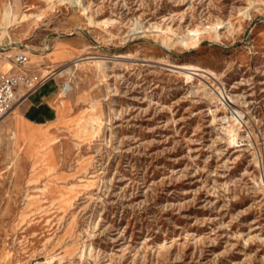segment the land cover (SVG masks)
Here are the masks:
<instances>
[{
    "label": "rangeland",
    "instance_id": "1",
    "mask_svg": "<svg viewBox=\"0 0 264 264\" xmlns=\"http://www.w3.org/2000/svg\"><path fill=\"white\" fill-rule=\"evenodd\" d=\"M0 29V74L62 71L35 152L0 124V264H264V0H0Z\"/></svg>",
    "mask_w": 264,
    "mask_h": 264
},
{
    "label": "built area",
    "instance_id": "2",
    "mask_svg": "<svg viewBox=\"0 0 264 264\" xmlns=\"http://www.w3.org/2000/svg\"><path fill=\"white\" fill-rule=\"evenodd\" d=\"M28 63L29 55L20 50L14 54L15 69L0 74V123L57 74L55 69L41 74L37 67L31 68Z\"/></svg>",
    "mask_w": 264,
    "mask_h": 264
},
{
    "label": "crops",
    "instance_id": "3",
    "mask_svg": "<svg viewBox=\"0 0 264 264\" xmlns=\"http://www.w3.org/2000/svg\"><path fill=\"white\" fill-rule=\"evenodd\" d=\"M69 44L70 42H63L60 46V49L62 50H59L58 52H53L54 59L61 60V59L71 57L73 53L76 51V49L73 47L71 49L70 48L66 49V46H68ZM53 92H54V89L52 85H50V83L47 82L37 92L31 95V97L28 100L27 109L25 111L21 110L20 114L26 119L27 118L29 120L34 119V121L40 125L43 121L48 120L49 118L53 117L55 114L57 113L59 114V112L57 111H52L54 110L55 106L52 104L50 100L47 102H44L48 97H50L53 94ZM42 105L44 107H42ZM29 110H39V115L37 117H34L33 115L29 114L28 112ZM14 120H15V117L12 121V124H14ZM14 126L15 124L13 125V127ZM24 126L25 125H20V127H24ZM1 130L2 129L0 128V142H3V133L1 132ZM0 162H1V158H0Z\"/></svg>",
    "mask_w": 264,
    "mask_h": 264
},
{
    "label": "bare ground",
    "instance_id": "4",
    "mask_svg": "<svg viewBox=\"0 0 264 264\" xmlns=\"http://www.w3.org/2000/svg\"><path fill=\"white\" fill-rule=\"evenodd\" d=\"M6 15L9 17V19H12V14H11V12L9 11V12H7L6 13ZM0 32H1V34H0V36L1 35H3L4 34V36H7V35H9V33L7 32V31H4V33H3V30L2 29H0ZM6 46H10V43H8V44H6ZM7 48V47H6ZM10 48H17V47H14V46H10ZM9 52V51H8ZM28 53V52H27ZM32 54V53H31ZM83 59V57H81L80 58V60H82ZM78 64H80V63H78ZM62 71H59L57 74H60ZM69 82H71L70 80H66L65 82H64V84H63V89H67V84L69 83ZM28 106V101L26 100V101H23V102H21L18 106H17V108L15 109L16 111H17V113H16V115H14V116H17V119L14 121V124H15V128H14V130H12L11 131V140H12V138H13V136L15 135V133L17 132L18 133V136H19V139L21 138V137H23L24 138V140L25 141H27L28 142V146L30 145V144H32V146H33V150H34V152H35V150L37 149V143L38 142H40L42 139H43V137L44 138H46L47 137V134L45 133L44 134V131H41V129H40V124H38V123H36L35 121H34V119L32 120V119H26V118H24L21 114H20V112H21V110H26L27 109V106H26V109H24V105L25 104ZM46 105V104H45ZM34 107V106H33ZM42 107H44L43 105H42ZM39 108H41V107H39ZM37 109V108H36ZM14 110V111H15ZM52 111H55V108H54V110H52ZM29 112V114H31V115H33L34 117H37L38 115H39V110H29L28 111ZM234 116H235V114H233ZM236 117V116H235ZM234 117V118H235ZM238 119V118H237ZM226 120V119H225ZM237 121V120H236ZM240 122V121H239ZM2 123V122H1ZM0 123V124H1ZM28 123H30V124H32L33 125V130L29 133V130H27V129H25V130H23V129H21L20 128V125H25L26 127H28ZM238 129V128H237ZM28 132H27V131ZM239 130V129H238ZM15 139V138H14ZM13 141V140H12ZM13 143H14V141H13Z\"/></svg>",
    "mask_w": 264,
    "mask_h": 264
}]
</instances>
